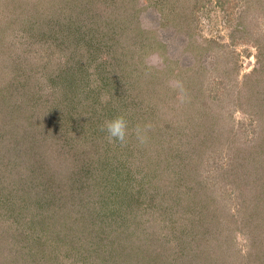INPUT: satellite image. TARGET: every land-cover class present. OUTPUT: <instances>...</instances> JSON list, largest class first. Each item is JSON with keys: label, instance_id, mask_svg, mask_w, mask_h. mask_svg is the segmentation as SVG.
Masks as SVG:
<instances>
[{"label": "trees", "instance_id": "trees-1", "mask_svg": "<svg viewBox=\"0 0 264 264\" xmlns=\"http://www.w3.org/2000/svg\"><path fill=\"white\" fill-rule=\"evenodd\" d=\"M50 2L54 0L32 3L40 7L28 12L34 29L15 41L21 52L15 68L9 69L11 79H0V264H49L58 245H64L66 254L73 253L81 264H179L178 258L182 264H192L190 256L198 264H214L206 245L195 241L202 237L195 225L186 228L185 224L188 219L200 221L219 204L220 196L216 199L204 192L205 197L196 199L189 192L180 197V191L182 195L194 191L192 186L186 190L187 183L196 182L188 175L194 161L172 164L161 153L162 129L150 122L155 111H149L158 101L141 105V92L157 94L159 81L148 84L156 78L153 74L141 84L137 80L144 66L134 62L140 59L134 46L141 42V50L151 42L139 19L143 14L170 24L165 12L157 9L161 0H58L48 7ZM187 16L180 17L184 21ZM15 21L10 17L0 22V39L9 36L8 23ZM238 31L243 33L238 37L251 40L257 48L256 58L263 66L262 33L246 25ZM0 44L1 51L4 44ZM13 46L16 52L19 47ZM43 60L49 62L42 65ZM51 61L54 69L47 66ZM262 66L253 69L250 79H259ZM183 71V79L190 76L188 68ZM258 88L254 83L246 99L264 98ZM250 110L258 117L247 142H261L257 136L264 132V100ZM117 116L128 122L124 142L109 139L103 127ZM138 126L145 130L143 141L137 138ZM260 142L257 148L264 140ZM170 153L174 158L176 153ZM250 154L258 158L255 151ZM215 167L225 169L221 174L229 182L227 167ZM237 183L229 184V191L238 189L239 197L248 196L249 187ZM160 210L172 211L178 219L167 223ZM39 232L45 235L43 242L49 238L52 253L31 249V240L37 245ZM255 241L247 254L257 247ZM167 251L175 256L164 262ZM263 259L264 254L257 262L264 264Z\"/></svg>", "mask_w": 264, "mask_h": 264}, {"label": "rangeland", "instance_id": "rangeland-1", "mask_svg": "<svg viewBox=\"0 0 264 264\" xmlns=\"http://www.w3.org/2000/svg\"><path fill=\"white\" fill-rule=\"evenodd\" d=\"M35 1L0 0V22L7 21L10 17L16 19L14 24L8 23L9 36L0 39V43L4 44L0 56H6L4 59L0 58L1 81H9L12 77L9 69H14L17 65L16 57L20 54L21 47L15 41L20 40L22 33L29 35L30 31H33L32 28L34 29L30 25L32 16L28 12L40 11V7L33 6ZM52 4H58V0L47 5L50 7ZM157 9L165 12V20L169 18L170 24L166 21L161 24L142 14L139 19L140 27L145 29L144 35L147 34L151 42L141 50V42L137 41L134 46V52L140 57L134 62H141L144 66V74L139 75L138 82L141 84L143 80L150 78V74L156 78H150L152 82L149 81L148 84L152 86L156 79L159 81L158 86H155L158 95L155 91L145 94L141 92L140 95L145 98L142 99L141 105L147 107L146 104H157L158 101V105L155 108V105H152L153 109L149 111H155L150 122L155 123L163 132L160 131V136L164 148H158L161 153L169 157L172 164L176 161H194L188 175L196 182L186 185V190L192 186L194 191H183L184 195L180 191V197L185 198L189 192L194 193L196 199L199 196L205 197L204 192L216 199L220 196V200H217L219 204L213 205V209L202 215L203 218H198L200 221L193 223L194 221L188 219L186 228L195 225V229L202 236L195 241L206 245L207 250H204L209 253V261L214 264H259L257 261L264 254V132L257 136L261 140L258 142L263 143L259 148L256 147L258 142L247 141L254 135V121L258 117L253 116L250 109L260 105L264 98L248 100L245 93L248 95L255 83L264 96V70L260 72L258 80L250 79L254 68L261 69L262 61L257 60L258 51L251 40L244 42L238 37L243 35L238 30L246 25L252 31H260L264 36V0H161ZM50 10L59 12L54 8ZM18 11L20 13L16 14ZM184 14L188 16L183 21L180 16ZM169 28L176 31L169 32ZM165 30L167 32L164 34ZM181 33H186L188 38L187 35H179ZM233 38L237 41L235 44ZM13 43L19 47L16 52ZM168 45L174 54L170 53L172 51ZM47 51L45 48L41 52L43 57ZM9 62L12 63L6 69L5 66ZM47 62L49 61L43 60L42 65ZM54 62L47 64L48 68L54 69ZM183 67L190 70V76L187 75L186 79L182 77L185 75ZM246 81L248 83H245ZM165 99L166 102H162ZM6 136L3 144L8 140L9 136ZM171 150L176 153V158H172ZM252 151L260 157L256 154L257 159L250 158ZM178 156L180 158H177ZM215 164L227 167L229 182L223 177L225 175L221 174L225 169L216 168ZM204 177L206 179H203ZM236 182L247 185L245 189L248 190L249 187V195L252 196L239 197L238 189L237 192L229 191V184L236 186ZM160 212L167 223L168 219H178L172 211ZM190 233L193 234V231ZM37 234V245L31 240V249L35 250L37 247L47 253L53 252L49 247V238L43 242L44 233ZM255 239L257 247L251 254H247V249L255 246L252 243ZM168 244L167 239L165 245ZM57 251L55 256L51 254V261L47 260L49 264H81L73 253L66 254L64 245H58ZM49 255L45 257L48 258ZM174 256L173 252L171 255L167 251L162 258L165 262L166 259L173 260ZM11 258L12 256L8 259ZM187 259L192 261V264H198L191 256ZM176 261L182 264L179 258ZM203 263L206 264L205 261Z\"/></svg>", "mask_w": 264, "mask_h": 264}, {"label": "clouds", "instance_id": "clouds-1", "mask_svg": "<svg viewBox=\"0 0 264 264\" xmlns=\"http://www.w3.org/2000/svg\"><path fill=\"white\" fill-rule=\"evenodd\" d=\"M103 127L106 130L109 139L114 138L121 142L125 141L128 134V122L123 116H117L110 120H106ZM135 131L137 138L143 141L145 138V130L138 126Z\"/></svg>", "mask_w": 264, "mask_h": 264}]
</instances>
